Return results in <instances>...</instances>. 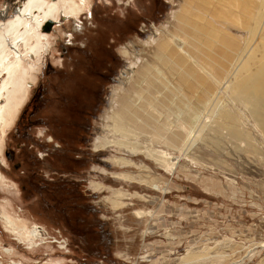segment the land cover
<instances>
[{
	"label": "rangeland",
	"instance_id": "rangeland-1",
	"mask_svg": "<svg viewBox=\"0 0 264 264\" xmlns=\"http://www.w3.org/2000/svg\"><path fill=\"white\" fill-rule=\"evenodd\" d=\"M86 1L77 23L62 17L51 29L49 54L24 84L21 104L7 109L10 88L0 91V213L23 235L38 226L44 237L32 253L0 223V244L14 250L0 263L264 264V113L230 95L226 82L190 123L162 78L138 82L148 40L162 29L180 32L173 15L182 0ZM39 84L46 124L32 116L24 136ZM141 90L154 109H144ZM145 151L165 152L169 169Z\"/></svg>",
	"mask_w": 264,
	"mask_h": 264
},
{
	"label": "bare ground",
	"instance_id": "bare-ground-1",
	"mask_svg": "<svg viewBox=\"0 0 264 264\" xmlns=\"http://www.w3.org/2000/svg\"><path fill=\"white\" fill-rule=\"evenodd\" d=\"M88 6L86 0H5L1 3L0 79H4L5 84H2L0 91L10 88L9 96L14 99L7 109L11 110L17 100L21 104L24 84L33 79L32 72L36 63L49 54L52 35L50 32H42L44 23L52 21L55 27L62 17L77 23ZM173 21L174 25L180 28L178 34L162 29V36L158 33L156 39L150 38L145 45L148 58L139 67L138 82L149 81V78H162L166 83L165 88H171L177 95H174L178 101L176 111L180 115L185 114V121L190 123L200 117L226 82L229 83L226 90H229L230 95L251 104L254 110L260 111L261 114L264 113V0H182L181 10L173 15ZM122 55L128 58L130 65L136 66L135 55L130 58L131 55L126 50ZM202 55L205 57L204 62ZM157 65H160L162 70ZM137 93L138 98L145 101L144 109H154V101L151 102L153 96L150 99L148 96L145 98L146 93L143 90ZM186 108L188 110L184 113ZM131 111L132 108L127 112ZM134 113L133 111V117ZM136 113L135 117H138V111ZM262 115L261 125L264 128V114ZM116 116L119 122L121 114ZM228 117V114L222 112L220 119L228 122ZM116 128L120 129L119 126ZM175 135L178 134H172L171 140L176 138ZM115 144L135 151L134 145L128 147L127 143L121 141H116ZM107 145H110L109 142H104L98 147L104 148ZM164 153L144 152L163 169L168 170L169 165L164 159ZM0 223L15 246H25L32 253L33 249L39 246L38 242L44 238L43 228L38 226L32 227L23 235L25 230L19 231L4 211L0 213ZM0 255L10 259L14 250L0 244ZM28 264L50 263L35 261Z\"/></svg>",
	"mask_w": 264,
	"mask_h": 264
},
{
	"label": "flooded vegetation",
	"instance_id": "flooded-vegetation-1",
	"mask_svg": "<svg viewBox=\"0 0 264 264\" xmlns=\"http://www.w3.org/2000/svg\"><path fill=\"white\" fill-rule=\"evenodd\" d=\"M49 72H50V68L48 67L47 69H46V74H49ZM44 87H43V85L42 84H39L38 85V87H37V89H36V92H35V96H34V105H33V110H32V114H30L28 117L26 116L25 117V123H22V125H21V132H22V134L24 135V136H26V134H27V131H28V129H29V127H31V124H32V122H31V118H32V116H35L36 117V120H35V124H38V125H42V124H46V122H44L43 120H42V115H41V113L43 112V111H45V109H46V106H45V98H43V94H44ZM83 98V97H82ZM84 99V98H83ZM81 101H83V100H81ZM88 101V100H87ZM87 103V102H86ZM86 103H83L82 104V109L80 110H78L77 112H79L80 111V117L78 116V121H79V126L81 127V128H86L85 127V125H82V123L84 122V120H85V118H86V116H85V113H88V106L86 105ZM76 105L78 106V104H75L74 106H73V108L75 109V111L77 110V107H76ZM85 106V107H84ZM57 110H59V109H57ZM60 111V110H59ZM25 114V113H24ZM22 118H23V116H22ZM27 118L29 119V120H27ZM77 125V126H78ZM43 126V125H42ZM76 126V127H77ZM47 138H49V139H47L46 141L49 143V142H51V143H55L57 140H55L53 137H47ZM45 139V138H44ZM86 139V134L84 135V134H82V138H81V141H84ZM60 143L61 144H63L62 143V141H60Z\"/></svg>",
	"mask_w": 264,
	"mask_h": 264
},
{
	"label": "water",
	"instance_id": "water-1",
	"mask_svg": "<svg viewBox=\"0 0 264 264\" xmlns=\"http://www.w3.org/2000/svg\"><path fill=\"white\" fill-rule=\"evenodd\" d=\"M53 26H54V23L52 21L45 22L44 25L41 28L42 29V32H45V33L51 32V29L53 28ZM6 158L8 160H10V156L7 153H6Z\"/></svg>",
	"mask_w": 264,
	"mask_h": 264
}]
</instances>
